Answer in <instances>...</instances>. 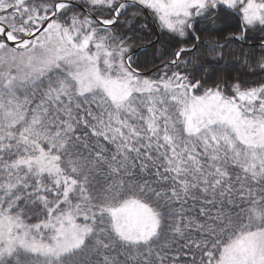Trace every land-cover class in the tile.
I'll return each mask as SVG.
<instances>
[{
  "label": "snow or ice",
  "instance_id": "1",
  "mask_svg": "<svg viewBox=\"0 0 264 264\" xmlns=\"http://www.w3.org/2000/svg\"><path fill=\"white\" fill-rule=\"evenodd\" d=\"M0 264H264V0H0Z\"/></svg>",
  "mask_w": 264,
  "mask_h": 264
}]
</instances>
